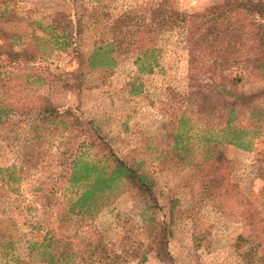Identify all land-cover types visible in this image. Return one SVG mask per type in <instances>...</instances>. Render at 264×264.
I'll list each match as a JSON object with an SVG mask.
<instances>
[{
    "label": "rangeland",
    "instance_id": "obj_1",
    "mask_svg": "<svg viewBox=\"0 0 264 264\" xmlns=\"http://www.w3.org/2000/svg\"><path fill=\"white\" fill-rule=\"evenodd\" d=\"M235 2L0 0V61L6 48L24 49L35 57L32 62L1 68L0 84L7 83L18 93L23 90L19 95L47 97L59 111H71L90 122L115 155L124 158L133 154L147 166L155 179V217L167 231L170 258L162 260L149 253L144 263H138L142 252L137 251L144 247L136 244L146 243V238L139 210L124 188L115 190L105 201L99 200L101 204L92 211L68 212V199L59 205L52 201L51 206V200L41 204L34 196V187L55 186L58 199L63 194L68 198L71 189L65 191L58 179L62 169L56 163L55 138L41 134L33 138L30 130L25 133L29 139L24 143L21 137L12 150L0 140V168L17 166L27 173L15 191L0 189V227L10 224H4L1 233L14 238L15 256L29 264H45L44 257L57 254L58 247L67 245L81 251L89 241H100L108 255L100 257L99 264H246L244 252L259 239L253 238V243L237 239L249 233L238 218V203L234 199L232 208L224 213L210 202L199 206L200 176L190 167L175 166L172 152L175 119L181 112L190 118L194 130L212 123L218 127L222 124L218 110L224 103L234 94H250L264 85L260 62L237 56L238 49L247 45L244 38L228 39L243 21H256L264 27V17L256 12H232ZM159 4L169 12L188 16L182 22L172 16L169 26L149 44L152 53L139 64H150V72L139 71L134 63L136 46L126 43L110 52L100 67L88 65L95 48L149 23ZM216 11L223 13L220 20L215 19ZM203 13L209 15L198 16ZM53 20L61 27L70 22L69 39L63 40L62 33L51 27ZM216 33L220 43L215 41ZM33 73L41 80L29 84L28 91L25 83ZM258 105L259 134L252 146L222 143L219 148L228 159L224 168L227 181L264 220V98ZM212 109L216 114L211 116ZM240 116L243 120L244 115ZM57 127L62 131L61 125ZM44 236L52 239L48 246L26 249V241L39 242ZM127 238L135 254L125 245ZM262 247L256 249L257 255L263 254ZM42 251L46 252L44 257Z\"/></svg>",
    "mask_w": 264,
    "mask_h": 264
},
{
    "label": "trees",
    "instance_id": "obj_2",
    "mask_svg": "<svg viewBox=\"0 0 264 264\" xmlns=\"http://www.w3.org/2000/svg\"><path fill=\"white\" fill-rule=\"evenodd\" d=\"M233 11L240 14L256 12L264 17V2L236 0ZM216 13L215 19L220 20L223 13L218 11ZM151 15L149 23L137 25L135 29L121 38L95 48L88 57V65L92 69L100 67L99 65L104 62L110 52L116 51L121 44L126 43L127 46H136L138 54L134 63L138 65L139 71L150 72L152 70L150 64H139L140 61L147 59L148 54L152 53L151 48L153 47L149 44L157 39L159 32L169 26L172 16L178 22L186 20L188 16L176 11L175 13L174 11L169 12L163 4H159L153 9ZM207 15L203 13L198 16L204 18ZM65 25L61 27L56 23V20H53L51 24L54 30L62 33L63 40H67L71 36L70 33H66L67 28L72 27L70 22H66ZM218 25L219 22L215 23V27ZM241 28L243 29L240 30ZM232 30L228 34V39L244 38V43L247 44L244 49H238L237 56H244V60L259 61V70L264 75V27L256 21L251 23L243 21L241 26L238 25ZM215 41L220 43L219 33H216ZM2 55L4 57L0 61V69L19 65L24 61L32 62L35 59L24 49L16 51L6 48ZM36 76L35 73L29 76L32 79H27L25 83L27 88L29 84L33 85L34 82L41 80L39 76ZM261 80L264 82L263 76ZM5 84L7 83L0 84V140L12 150L14 145L21 141V137L24 143L29 139L25 134L28 130L33 138L39 134L53 136L57 155L56 163L62 169L58 175L59 182L65 186V191L71 189L68 198L65 197L66 194H63L61 199H58L54 196L57 187L36 186L33 192L34 196L39 198V202L44 205V200H51L49 204L52 206V201L55 205H59L68 199L66 201L68 212L92 211L101 204L99 200L105 201L115 190L124 188L139 210L142 222L141 231L146 238V243L137 242L136 244L139 248L144 247L143 251H137L142 252L138 263H144L149 253H154L162 260H168L170 257L167 251V231L155 217L157 206L152 198L155 179L147 166L133 154L124 158L115 155L98 136L96 130L91 127L90 122L82 121L71 111H59L47 97L37 93L19 95L23 90L18 93ZM28 91H30L29 88ZM261 98H264V85L250 94H234L231 100L224 103L218 110L219 113L221 112L220 118H222V124L218 127L212 123V125L207 124L201 129L194 130V126L190 124V118L185 117L184 112H181L182 115L175 119V135L173 137L172 152L175 166L190 167L200 176L199 206L210 202L224 213L227 212V208H232L230 205L235 199L238 207L241 208L240 211H237L238 218L245 222L249 229L247 236H239L237 239L244 243H253V238L259 239L256 246L249 245V248L244 252L243 257L246 259V264H264V245H262L264 242V220L251 202L239 193L236 186L227 181L224 168L228 159L219 145L223 143L240 148L252 146L253 139L259 134L260 107L258 101ZM215 111L216 109H212L209 111V115L216 114ZM240 115H244L243 120L240 119ZM58 125H61L62 131L57 127ZM26 178L27 173L23 168L17 166L0 168V189L15 191V186ZM233 190L236 193L233 194ZM43 192L45 194H42ZM39 193L41 194L38 195ZM232 211L233 209L228 214L232 215ZM4 224L5 226L10 225L7 222L3 223L1 227ZM1 227L0 264H29L25 259L14 255V238L1 233ZM125 241H128V238ZM51 242L52 239L46 236L39 242L26 241V249L33 251L48 246ZM131 243L128 241L125 245L128 244L131 247L129 252L135 254L136 250ZM261 247L263 254L257 255L256 249ZM58 248L57 254H49L44 257L46 252L40 253L45 258L43 261L45 264H99L97 260L108 255L105 245L100 241H96V243L89 241L81 251L71 250L67 245ZM135 256L131 258L134 259Z\"/></svg>",
    "mask_w": 264,
    "mask_h": 264
}]
</instances>
